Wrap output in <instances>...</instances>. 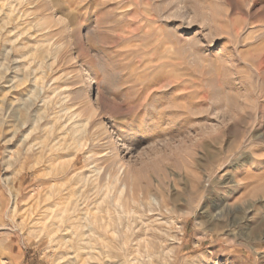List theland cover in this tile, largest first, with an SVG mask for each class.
Returning a JSON list of instances; mask_svg holds the SVG:
<instances>
[{
	"label": "rangeland",
	"instance_id": "374dc122",
	"mask_svg": "<svg viewBox=\"0 0 264 264\" xmlns=\"http://www.w3.org/2000/svg\"><path fill=\"white\" fill-rule=\"evenodd\" d=\"M87 238L264 264V0H0V264Z\"/></svg>",
	"mask_w": 264,
	"mask_h": 264
},
{
	"label": "bare ground",
	"instance_id": "6f19581e",
	"mask_svg": "<svg viewBox=\"0 0 264 264\" xmlns=\"http://www.w3.org/2000/svg\"><path fill=\"white\" fill-rule=\"evenodd\" d=\"M130 148H134V146H132ZM136 150L137 149H132L130 151V153H135ZM87 239H88L87 240V246L84 249H82L85 253L81 250L84 253L83 255H76V256L71 257L68 260L63 259V257H62V259H63L62 264H112L111 257L114 255L108 254L105 252H99L98 254H94L93 253L94 248L92 245H90V242H89L91 238L90 239L87 238ZM122 260H121V263H119V264H123V263L125 264V262H122ZM127 264H128V262H127Z\"/></svg>",
	"mask_w": 264,
	"mask_h": 264
}]
</instances>
